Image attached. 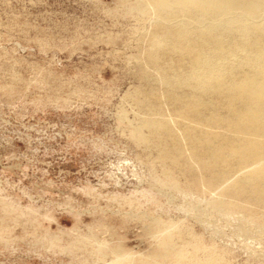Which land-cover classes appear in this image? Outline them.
Segmentation results:
<instances>
[{"label":"rangeland","instance_id":"rangeland-1","mask_svg":"<svg viewBox=\"0 0 264 264\" xmlns=\"http://www.w3.org/2000/svg\"><path fill=\"white\" fill-rule=\"evenodd\" d=\"M229 2L235 11L255 5ZM145 8L143 0H0V264H264V205L252 192L261 182L240 194L248 209L229 195L218 202L219 191L202 192L187 169L209 162L200 172L218 183L237 162L215 159L193 131L198 145L182 144L171 164L161 158L164 134L143 123L159 119L154 104L170 118L192 93L177 83L191 73L188 57ZM237 22L212 31L224 50L216 62L264 87V59L250 58L264 54V31L253 46L251 31L241 42L230 29ZM188 44L204 56L209 49ZM218 98L200 99L207 107L192 118L233 136V122H208L232 118Z\"/></svg>","mask_w":264,"mask_h":264},{"label":"bare ground","instance_id":"bare-ground-1","mask_svg":"<svg viewBox=\"0 0 264 264\" xmlns=\"http://www.w3.org/2000/svg\"><path fill=\"white\" fill-rule=\"evenodd\" d=\"M143 1L146 6L145 9L158 18V20L156 19V24L168 27V31L177 41L175 44L178 50L177 55L180 57L187 56L191 69L190 74L182 76L177 81L178 84L188 87L192 92L186 96L182 95L184 101L178 105V110L170 118H167L163 116V109L159 105L156 106L154 104L155 113L159 115V119L144 118L143 120L145 126L165 136L164 141L167 144L162 147L163 154L161 158L171 164H176L177 154L175 152L179 151V153H182V146H184L182 144L188 142L193 147L198 145V141L192 137V132L197 131L201 134L203 142L212 146L211 152L215 159L227 155L234 159L237 165L235 169H227V173L223 172L220 175L221 177H219L218 183L217 176L204 177L200 172V170L208 171L212 168L209 162L199 167L192 166L187 169V172L193 183L199 185L204 193H212L218 190L219 192L215 196L218 202H221L224 197L229 195L230 198H239L237 202L248 209L251 206V202L241 198L240 194L245 193L244 187L246 184L259 180L262 185L258 189L254 188L252 192L253 194L255 193L258 204L264 205V134L259 132L260 129L264 130V118L261 116L258 118L255 110L264 109V87L261 83L255 82L253 78L246 77L236 81L233 76H228V69V72L220 70V66L216 61L219 55H224V50L220 47L222 40L212 34V31L227 26L230 20L238 21L233 26L234 28L231 27L230 29L240 34L241 42H244L248 35L247 32L251 31L254 34L251 40L252 45L260 47V37L264 27H262V21L259 23V13L264 15V0H262V3H260V0L259 2L255 0L254 6L245 5L248 10L238 11H235L229 2L231 0ZM178 15L181 16L179 20L177 19ZM159 17L163 19L160 20ZM246 20L250 21L247 23ZM190 28L193 29L191 39L186 35L188 33L187 30ZM191 40L195 45L199 46V49L201 46L209 48L205 56L200 51L203 49L198 51L197 48L190 47L188 42ZM261 52V50L256 49L250 58L259 57V59H264V54ZM206 58L207 60H205ZM203 62L207 65L206 69L199 68ZM207 94H210V101L219 97L222 100L220 106L226 112L225 117H232L227 121L219 116H214L209 118L208 122L214 124L226 123L229 126L233 122L236 125L233 136L221 135L218 131L212 130L210 128L211 125H202V122L196 119L197 117L192 118V116H197L201 110L207 107L206 104L200 101V99L206 98ZM188 96L190 97L187 98ZM235 101L241 102L242 106V112L238 114L234 113L236 112L234 109ZM215 103L216 101L211 102V104L208 102L211 107H214ZM178 120L183 121L187 125L185 135L178 133L174 128ZM186 138H188V141ZM217 139L220 142L215 144L214 141ZM168 143L171 145L170 147ZM190 151L194 150L190 149ZM214 182L217 183V186L214 185L213 187L212 183Z\"/></svg>","mask_w":264,"mask_h":264}]
</instances>
